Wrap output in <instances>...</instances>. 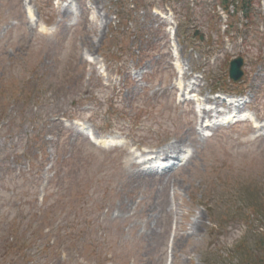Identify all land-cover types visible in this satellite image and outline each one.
<instances>
[{
	"label": "rangeland",
	"instance_id": "1",
	"mask_svg": "<svg viewBox=\"0 0 264 264\" xmlns=\"http://www.w3.org/2000/svg\"><path fill=\"white\" fill-rule=\"evenodd\" d=\"M55 1L29 0L37 15L30 21L23 0H0V264H241L231 251L249 232L233 223L212 234L213 217L226 210L213 206L245 207L264 193V122L257 132L246 123L200 130L196 141L189 131L199 126L182 123L193 115L173 96L170 31L180 15L178 30L190 38L178 56L195 90L248 93L249 116L264 120V0L254 6L255 26L226 40L211 8L196 6L188 17L203 43L186 32L180 8L167 11L160 0H62L61 10ZM66 9L75 19L63 25L57 13ZM232 55L244 61L238 88L224 80ZM202 67L221 82L204 81ZM73 119L96 139L111 135L125 146H91L76 125L64 126ZM180 139L192 142L191 159L168 185L132 165ZM42 193L50 200L38 223L32 213ZM93 194V224L78 223ZM71 226L69 237L63 229ZM12 233L28 240L23 253L5 243ZM41 239L54 245L36 254Z\"/></svg>",
	"mask_w": 264,
	"mask_h": 264
},
{
	"label": "trees",
	"instance_id": "2",
	"mask_svg": "<svg viewBox=\"0 0 264 264\" xmlns=\"http://www.w3.org/2000/svg\"><path fill=\"white\" fill-rule=\"evenodd\" d=\"M256 1L257 0H222L221 4L225 9H228L231 4L236 5L235 9L241 11L247 21L252 22L255 19L254 6ZM262 199L264 200V197ZM239 210L241 209H238V211ZM251 212L254 214V219H256L258 224L252 225L254 219L250 220L247 216L242 219L247 223L246 225L249 226L250 236L246 238V240H241L235 249L237 254L235 256L242 258L241 264H264V201L257 202V204L251 208ZM218 220L220 225L223 226L222 221L225 220L224 213L219 214ZM10 236L13 238V241L5 242L8 248L11 244L13 250L16 248L18 251L22 252L25 247L18 242V236L14 233ZM14 241L17 242L20 247H18L16 243H13Z\"/></svg>",
	"mask_w": 264,
	"mask_h": 264
},
{
	"label": "bare ground",
	"instance_id": "3",
	"mask_svg": "<svg viewBox=\"0 0 264 264\" xmlns=\"http://www.w3.org/2000/svg\"><path fill=\"white\" fill-rule=\"evenodd\" d=\"M83 9L84 8V5H83ZM88 13L89 11L87 9H85ZM72 18V13L70 11H65L63 13V25H66V22ZM81 22V20H80ZM27 26L31 27L30 24H27ZM85 44H88V41L85 40L84 41ZM205 97V101L206 103H211L210 102V98L207 97V96H204ZM201 105V103H198V106H197V112L195 113L194 109H192L189 114L191 115H194L193 116V120L192 122H189V121H183L182 120V123H195L196 122H199V120H202V119H206V121L204 123H206V127H211L212 126V123H216V122H211V119H218L219 117L223 116V114L225 112H228L230 111L231 109L230 108H225V111H222L220 110L221 109V103L219 101H216V99L213 100V103L212 105L214 106L212 109H209V110H203L201 108H199ZM240 110L243 109L242 106L239 107ZM203 123V122H202ZM189 131V130H188ZM189 133L191 135H194L195 134V130L193 127L190 128V131ZM184 137L186 138L187 135L184 134ZM194 143L196 144V141L194 140ZM189 145H192V142H189V141H185L184 139H180L179 141L177 142H174V143H171L169 144L168 146H166V148H164L160 153L159 155L162 156V157H168L169 154H176V153H180V151H182V149L186 146H189ZM188 163H186L182 168H185L187 166ZM135 168H138V165H133ZM170 170L166 171V172H163L161 174H157L158 177H159V184L160 185H168L171 180L168 178L167 176V172H169ZM156 172V171H155ZM189 238V237H188ZM179 242V241H178Z\"/></svg>",
	"mask_w": 264,
	"mask_h": 264
},
{
	"label": "water",
	"instance_id": "4",
	"mask_svg": "<svg viewBox=\"0 0 264 264\" xmlns=\"http://www.w3.org/2000/svg\"><path fill=\"white\" fill-rule=\"evenodd\" d=\"M243 62L241 59H237L235 60L234 62H232V67H231V71H232V74H231V77H233L234 79H238L240 78V67L242 66Z\"/></svg>",
	"mask_w": 264,
	"mask_h": 264
}]
</instances>
